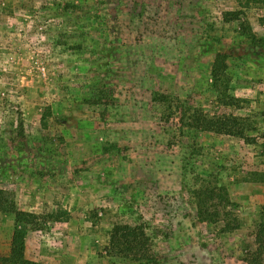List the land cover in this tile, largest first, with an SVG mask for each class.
<instances>
[{
    "label": "rangeland",
    "instance_id": "obj_1",
    "mask_svg": "<svg viewBox=\"0 0 264 264\" xmlns=\"http://www.w3.org/2000/svg\"><path fill=\"white\" fill-rule=\"evenodd\" d=\"M219 53L234 102L211 89ZM192 107L248 119L253 141L190 129ZM210 174L237 231L201 218ZM0 192L45 215L20 226L39 264H140L108 253L117 224L145 227L153 264H264V0H0ZM16 228L0 212V261Z\"/></svg>",
    "mask_w": 264,
    "mask_h": 264
},
{
    "label": "trees",
    "instance_id": "obj_2",
    "mask_svg": "<svg viewBox=\"0 0 264 264\" xmlns=\"http://www.w3.org/2000/svg\"><path fill=\"white\" fill-rule=\"evenodd\" d=\"M225 19L227 21L239 20V16L237 13H229L225 15ZM246 30L250 32L251 37L256 39L255 35L251 34V30L249 31V27ZM228 59L229 56L227 54L219 53L215 56L211 70V89L220 95L219 101L227 99L234 102L237 98L227 93L230 81ZM110 97L109 87L106 84L100 85L94 90L89 104L109 105L108 101H112L108 100ZM166 99L167 97L162 94L155 95V101L158 103H169ZM46 116L43 117L44 126L47 119ZM184 116L181 118L182 123L192 130L237 137L248 142L253 141L247 136V131L250 127L248 119L226 114L211 116L204 109L196 107L186 110ZM19 127L23 130L22 123ZM21 135H23L22 132ZM197 180L198 186L194 189V197L197 199L202 220L215 224L223 223V229L227 233L239 230L241 222L232 212L235 204L231 201L227 188L219 184L218 178L214 174H210L206 178L198 177ZM0 212L13 215L17 226L10 255L2 258L0 264H39L27 259L25 233L20 229V226H29L41 231L44 229L45 215H37L17 209L16 205L10 202L3 192H0ZM66 215L67 212L60 210L49 217L56 220L58 217L63 218ZM109 237V245L107 247L109 254L122 256L133 263H154L152 241L142 224H117L110 231ZM255 241L257 248L252 254L251 260L258 262V258H261L264 254V230L261 229Z\"/></svg>",
    "mask_w": 264,
    "mask_h": 264
}]
</instances>
